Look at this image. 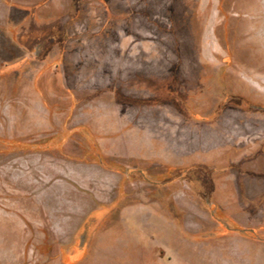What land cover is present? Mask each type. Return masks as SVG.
<instances>
[{
  "label": "rangeland",
  "instance_id": "rangeland-1",
  "mask_svg": "<svg viewBox=\"0 0 264 264\" xmlns=\"http://www.w3.org/2000/svg\"><path fill=\"white\" fill-rule=\"evenodd\" d=\"M257 1L0 0V264H251L264 85L230 68L264 78Z\"/></svg>",
  "mask_w": 264,
  "mask_h": 264
},
{
  "label": "flooded vegetation",
  "instance_id": "flooded-vegetation-1",
  "mask_svg": "<svg viewBox=\"0 0 264 264\" xmlns=\"http://www.w3.org/2000/svg\"><path fill=\"white\" fill-rule=\"evenodd\" d=\"M256 0H253V2L255 4L259 5V2H255ZM260 7V5H259ZM211 24L213 26V29H215L216 24L213 20H211ZM237 37L239 38L240 41H244L247 43H254L255 48H256V52L257 55L261 58L264 57V14L260 13V9L255 12L252 17L250 19L247 20L245 26L240 27L239 31L237 32ZM209 55H212L216 60L220 58L219 56V52L217 47L214 45V43L211 41V39L208 37V35L206 34L205 36V45L203 48V56L208 57ZM209 63L211 65L215 64V61H209ZM261 65H263V62H260ZM259 62L257 63L258 68L260 66ZM231 71L233 74L237 75V73L239 72V75L242 74V78L246 79V78H250V79H255V81L257 82L258 85H264V78H262V80H259L258 76L255 75V67L251 68V69H247L242 67L239 63H235L231 68ZM262 73H264L263 71H261ZM243 79H241V77L239 76V80L244 82L246 85L247 82H245ZM251 85V84H250ZM252 89H256V87L254 85H251ZM262 90V89H261ZM263 92V91H262ZM8 123V119L7 118H2L1 119V127H5V125H7ZM240 135V134H239ZM236 136V132L235 131H230L229 135L227 136V139L229 141H232ZM239 140L241 142H244V140L239 137ZM32 173V172H31ZM28 178V177H27ZM28 186L29 187H35V186H39L37 184L39 183H33L32 181L27 180ZM103 193L106 194L107 191H99L96 190L95 193Z\"/></svg>",
  "mask_w": 264,
  "mask_h": 264
},
{
  "label": "crops",
  "instance_id": "crops-1",
  "mask_svg": "<svg viewBox=\"0 0 264 264\" xmlns=\"http://www.w3.org/2000/svg\"><path fill=\"white\" fill-rule=\"evenodd\" d=\"M260 163L261 161L258 160L256 164L247 166L248 168L242 167L239 169V195L257 193L261 196L264 193V168L260 166ZM257 206V208H259V205ZM244 207V201H239V208ZM0 220H20V215L19 213H14V215L10 217L0 215ZM239 239L242 240L243 243V248L239 249L242 253V258L247 257L249 259L251 257V264H256V258L264 259V255L261 252V248L264 244L259 241V237H249L239 234Z\"/></svg>",
  "mask_w": 264,
  "mask_h": 264
}]
</instances>
